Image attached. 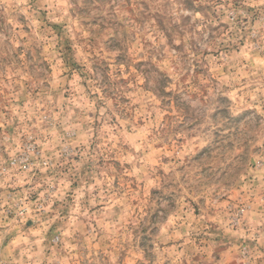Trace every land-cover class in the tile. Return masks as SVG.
Masks as SVG:
<instances>
[{
    "label": "clouds",
    "instance_id": "clouds-1",
    "mask_svg": "<svg viewBox=\"0 0 264 264\" xmlns=\"http://www.w3.org/2000/svg\"><path fill=\"white\" fill-rule=\"evenodd\" d=\"M0 264H264V0H0Z\"/></svg>",
    "mask_w": 264,
    "mask_h": 264
},
{
    "label": "rangeland",
    "instance_id": "rangeland-1",
    "mask_svg": "<svg viewBox=\"0 0 264 264\" xmlns=\"http://www.w3.org/2000/svg\"><path fill=\"white\" fill-rule=\"evenodd\" d=\"M81 11H84V10H81ZM86 35H87V33H85V36H86ZM66 50L70 53V52L72 51V46H71V45L66 46ZM60 63L63 64L64 62H63V61H60ZM138 63H141V64H142L143 62L140 61V62H138ZM93 68H94V70H97V69H99V70H101V71L104 70V66H102L99 62H98L96 65H93ZM52 71H53L54 76H56V78L59 79V75L63 73L64 69H63V68H57L55 65H53V66H52ZM131 71L135 73V72H139L140 69L137 68V67H133V68L131 69ZM126 78H127V77H126ZM74 86L77 87V91H82V89L79 88V86H77V85L75 84V81H74ZM63 99H64V97H61V100H63ZM73 100H75V98H73ZM157 102H159V101H157ZM47 119H48L49 122H50V118H47ZM28 147L31 148V147H33V146H32V145H29ZM71 152H72V149H71V148H67V149H65V155H66V156H68L69 153H71ZM18 162L21 163V164H24L26 161H25L24 157L21 156ZM223 204H224L225 206L228 205V198H227V197L224 198V200H223ZM191 215H194V216H195V215H199V212H198L197 210L194 209V211H193V213H192ZM210 223H211V224H215V223H216V218H215V217H211V218H210ZM97 254H99V246H97ZM91 255H92V254L89 253V258H90V259H91Z\"/></svg>",
    "mask_w": 264,
    "mask_h": 264
}]
</instances>
